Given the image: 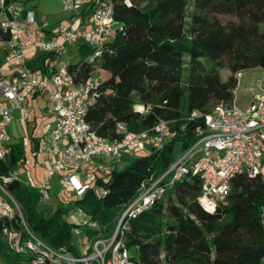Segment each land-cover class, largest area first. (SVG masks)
Segmentation results:
<instances>
[{"label": "trees", "instance_id": "obj_1", "mask_svg": "<svg viewBox=\"0 0 264 264\" xmlns=\"http://www.w3.org/2000/svg\"><path fill=\"white\" fill-rule=\"evenodd\" d=\"M98 0H84L90 16ZM121 26L92 62L94 49L80 42L77 61L69 69L76 80L100 76V95L88 107L86 119L106 138L115 140L118 122L131 130L151 128L157 117L173 120L176 135L150 154L133 156L108 179L99 175L80 198L59 197L54 211L41 206L36 188L13 180L9 184L29 226L51 246L79 252L74 229L91 239L113 232L118 216L144 182L163 174L198 138L202 117L188 119L193 110L208 111L218 102H230L239 83L238 73L264 69V0H112ZM194 10L189 16V6ZM56 53L32 59L30 69L44 71ZM226 63L230 74L219 69ZM188 65L187 89L183 74ZM6 75V74H0ZM136 103L151 106L146 114ZM31 127L34 148L41 145L36 115ZM24 151L13 146L8 164L14 169ZM226 203L208 212L198 202L199 176L187 174L176 181L148 211L130 220L126 237L139 264H264V180L236 175ZM103 190V191H101ZM81 208L98 226L77 224L71 213ZM13 226H19L14 220ZM138 247V249H137ZM3 264H21L24 255L1 245Z\"/></svg>", "mask_w": 264, "mask_h": 264}, {"label": "built area", "instance_id": "obj_2", "mask_svg": "<svg viewBox=\"0 0 264 264\" xmlns=\"http://www.w3.org/2000/svg\"><path fill=\"white\" fill-rule=\"evenodd\" d=\"M63 5L72 14L70 23L60 25L47 38L38 27L35 10L26 9L18 0H0V49H5L4 60L11 66L8 74L0 75V264H3V243L24 255L21 264H139L126 242L130 220L150 210L183 176H199L198 202L208 212L227 202L236 175L245 173L264 180V92L246 108L238 106L234 97L230 102L216 103L208 111L190 112L188 119L202 117L205 121L204 127L196 129L198 138L163 174L142 183L138 194L119 214L110 236L91 239L78 228L73 232L84 234L82 242L89 243L88 248L79 247L78 253L55 248L29 226L20 203L9 189L13 180L21 179L36 188L39 202L45 204L51 198L52 180L57 176L60 195L77 199L92 186L87 178L99 175L108 179L115 163L124 156L150 154L176 135L171 126L173 120L158 116L151 128L142 131L131 130L126 122L120 121L116 125L120 137L106 138L86 119L88 107L100 95V76L76 80L69 63L55 57L48 61L44 71L30 69L28 63L33 59L27 51L30 47L41 53L62 54L70 44L83 42L94 49L88 57L92 62L121 28L112 0H98L87 20L82 17V0H63ZM39 90L48 94L55 118L50 131L41 139V164L46 170L36 183L15 168L2 171L1 166L8 164L13 150L10 128L15 111L20 110L23 119L29 120L32 109L26 101ZM150 107L136 103L134 110L146 114ZM82 214L84 224L98 226L81 208L75 209L70 218L78 221ZM14 220L19 221V226L12 225Z\"/></svg>", "mask_w": 264, "mask_h": 264}, {"label": "rangeland", "instance_id": "obj_3", "mask_svg": "<svg viewBox=\"0 0 264 264\" xmlns=\"http://www.w3.org/2000/svg\"><path fill=\"white\" fill-rule=\"evenodd\" d=\"M62 0H29L28 5H30L32 8L36 9L33 4H37L39 7V10H45L47 9L49 13H54L57 17H63L66 14V11H64L62 7ZM27 2V1H26ZM194 10V7L192 4L189 6V16ZM46 15V14H44ZM44 15H42L44 17ZM49 16V20L51 19ZM75 44V45H74ZM80 44V43H79ZM79 44L72 43L70 44L68 48V53L70 50L77 49L79 48ZM74 46V47H73ZM66 53L65 56L67 59H71V55ZM77 55V54H76ZM79 56H75L74 59L72 60H78ZM220 74L225 78L228 76L231 72L226 65V63L223 64V67L219 69ZM187 75H188V65L186 64L185 66V71L183 74V88L184 90L187 89ZM239 77V83L237 88L235 89L234 92V97H236V102L238 105H242L244 103H247L251 99V95H253L254 92L257 90H263L264 89V69L257 67V68H251V69H246L238 73ZM48 98L45 97H40L39 99V105L41 107H45L47 104ZM20 111V110H19ZM40 123L39 121H37ZM27 126L22 127L20 122H14V124L11 125L10 132H11V137H12V143L15 146H19L23 149L24 151V157L21 158L15 167V169L21 173V175L24 178H29L31 180H34V182L39 183L42 178V158H41V146L35 147L33 146L34 142L32 140V136L30 131L27 130ZM140 155V154H137ZM132 157H127L124 156L122 160H119L116 162V168L117 169H122L124 168L130 161ZM24 159V160H23ZM87 181L91 182L92 184L95 183L94 179L92 178H87ZM62 194V190L60 187V183L58 181V177L55 176L52 180V188H51V198L48 200L50 203L48 208L46 209V212L54 211L56 208V204L58 203V196L63 197L60 195ZM166 195L163 197L164 201H166ZM41 206L44 205V203H40ZM78 221H73L77 224H82L84 225V220L85 217L82 214L81 216H78L77 219ZM111 232H105L103 233L102 237L106 238L110 236ZM84 234L82 233L81 235L74 234L73 235V242L76 244L78 247L82 248L83 250L88 248L89 243H84L82 242Z\"/></svg>", "mask_w": 264, "mask_h": 264}, {"label": "crops", "instance_id": "obj_4", "mask_svg": "<svg viewBox=\"0 0 264 264\" xmlns=\"http://www.w3.org/2000/svg\"><path fill=\"white\" fill-rule=\"evenodd\" d=\"M18 1L21 4H23V6H25L26 9L35 10L36 15H37V20H38V27L42 30V32L45 34V36L47 38L50 37L57 30V28L60 25L70 23V18L72 16V14L64 9L63 0L61 1L62 2V7H63L64 11H66V14L63 17H57L54 13H49V11L47 9L39 10L38 5L35 4V3L33 4V6L36 9H34L30 5H28L29 0H18ZM82 1L84 2V0H82ZM44 14H46V15H44ZM42 15H44V17ZM49 16H52V17H50L51 18L50 20L48 18ZM82 17L85 20H87L89 16H84L82 14ZM77 43L79 44L80 42H77ZM69 46H68V48H69ZM27 51H28L29 54H31L33 56V59L36 58L38 55L42 54L41 52H38L34 47L28 48ZM68 51L69 50L67 49L62 54L56 53V55L54 57L57 59V61L70 62L78 54H77V49H74V48L72 50H70L69 53H68ZM5 52H6L5 49H0V74H8L10 72V69H11L10 64L6 63L5 60H4ZM66 53L71 55V59H69V60L67 59V57L65 56ZM72 61H76V60H72ZM263 92H264V89L261 90V91L257 90L256 92L253 93V95H251L252 97H251L250 101H248L247 103H244L242 105H238V104L237 105L242 107V108H246L257 97L262 95ZM40 97L48 98V94L45 91H43V90H39V91H36L34 94H32L26 101V104L29 107H31V109H32V115H31V118L29 120H24L23 117H22L21 111L16 110L15 113H14V121H13L12 124H14V122H20L22 127H25V125H26L28 127L27 130L31 132V127L35 123L34 122L35 120H33L32 118H33L34 115H36V117H38V120L40 122L39 126H38V130H39V134H40L41 139H42L43 136L50 131V129H51L52 125H53V121H54L55 117H54V114L52 113V111L50 109L49 99H48L47 104L45 105V107H41L39 105ZM40 165H42V174L44 176L46 167L43 164H40ZM114 166L116 168V163H115Z\"/></svg>", "mask_w": 264, "mask_h": 264}]
</instances>
